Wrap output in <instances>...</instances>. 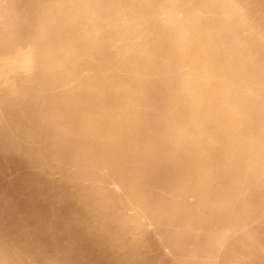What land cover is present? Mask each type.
<instances>
[{"label":"rangeland","instance_id":"374dc122","mask_svg":"<svg viewBox=\"0 0 264 264\" xmlns=\"http://www.w3.org/2000/svg\"><path fill=\"white\" fill-rule=\"evenodd\" d=\"M0 264H264V0H0Z\"/></svg>","mask_w":264,"mask_h":264}]
</instances>
